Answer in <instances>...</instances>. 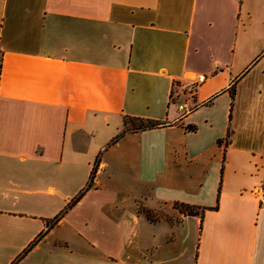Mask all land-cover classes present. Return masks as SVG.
Segmentation results:
<instances>
[{"label": "crops", "instance_id": "crops-1", "mask_svg": "<svg viewBox=\"0 0 264 264\" xmlns=\"http://www.w3.org/2000/svg\"><path fill=\"white\" fill-rule=\"evenodd\" d=\"M0 264H264V0H0Z\"/></svg>", "mask_w": 264, "mask_h": 264}, {"label": "rangeland", "instance_id": "rangeland-1", "mask_svg": "<svg viewBox=\"0 0 264 264\" xmlns=\"http://www.w3.org/2000/svg\"><path fill=\"white\" fill-rule=\"evenodd\" d=\"M132 124H133V127L139 126L137 123H136V124L132 123ZM128 126H129V125H128ZM92 163H93V161H92ZM93 165H94V163H93ZM234 168L237 169V166H233V167L230 169V172H229V174H228V179H229L228 182H229L230 184H238V185H241V184H243L245 181H248L249 177H247V176H245V179H246V180L243 179V177H244V175H243V169H241V168L238 167V169L235 171ZM246 172L248 173L247 170H246ZM247 173H246V174H247ZM244 174H245V173H244ZM193 236H194L193 241H195V237H196V235H195V231L193 232Z\"/></svg>", "mask_w": 264, "mask_h": 264}, {"label": "trees", "instance_id": "trees-1", "mask_svg": "<svg viewBox=\"0 0 264 264\" xmlns=\"http://www.w3.org/2000/svg\"><path fill=\"white\" fill-rule=\"evenodd\" d=\"M158 124H155V123H148L147 125H144V126H140L138 127L139 129H146V128H155L157 127ZM227 136L229 137L230 136V132H228ZM180 208L182 209V211L188 215H199V210L197 208H194V207H189V206H186V205H180ZM205 210L207 209H202V212H204Z\"/></svg>", "mask_w": 264, "mask_h": 264}, {"label": "built area", "instance_id": "built-area-1", "mask_svg": "<svg viewBox=\"0 0 264 264\" xmlns=\"http://www.w3.org/2000/svg\"><path fill=\"white\" fill-rule=\"evenodd\" d=\"M204 81H205V77L204 76H198L197 79H196V81L191 84L190 93H194L197 90L198 86L200 84H202ZM178 109L181 112H184L185 114L186 113H189V110H186V107L184 105H179L178 106Z\"/></svg>", "mask_w": 264, "mask_h": 264}]
</instances>
